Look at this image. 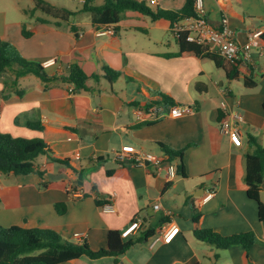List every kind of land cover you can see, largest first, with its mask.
<instances>
[{
  "label": "crops",
  "instance_id": "1",
  "mask_svg": "<svg viewBox=\"0 0 264 264\" xmlns=\"http://www.w3.org/2000/svg\"><path fill=\"white\" fill-rule=\"evenodd\" d=\"M78 1L99 6L105 0ZM185 2L157 0L153 6L180 10ZM204 2L213 25H219L223 16L229 18L239 45L247 44L252 31L264 33V0ZM28 11L30 7L23 9L25 17L18 21H8L7 12L0 11V39L27 60L42 64L55 60L56 65L46 68L50 75L67 76L78 64L89 77L99 78H90L89 90L75 94L63 83L46 90L41 79L30 74L16 88L24 94L13 93L7 99L2 97L3 82L11 73L0 78V131L43 139L53 151L36 159L42 177L0 172V224L51 229L65 241L87 243L95 251L107 247L110 231H122L135 218L141 228L130 238L154 230L120 257H83L61 264H264V225L245 184L250 136L264 146V40L253 51L252 63L238 67L240 78L229 81L212 59L180 54L168 20L152 21L129 10L119 24L112 25L116 34L109 36L98 35L109 25L95 24L85 13L65 22ZM107 67L120 73L117 81L105 78ZM245 77H252L258 86L247 89ZM223 102L229 111L244 116L240 141L221 132ZM155 105L163 108L157 120L141 121L133 113L135 108ZM174 106H189L191 112L172 116ZM158 143L184 150L185 177L177 173L171 177L166 166L137 161L136 153L168 160ZM125 151L129 154L122 160ZM53 157L70 159L76 172ZM210 193L212 198L204 202ZM263 197L264 182V203ZM190 202L203 215L198 225ZM107 204L115 211H105ZM56 206H61V213ZM173 225L179 231L165 243L164 235ZM197 228L223 236L254 231L259 242L248 256L240 245L220 250L197 240Z\"/></svg>",
  "mask_w": 264,
  "mask_h": 264
},
{
  "label": "trees",
  "instance_id": "2",
  "mask_svg": "<svg viewBox=\"0 0 264 264\" xmlns=\"http://www.w3.org/2000/svg\"><path fill=\"white\" fill-rule=\"evenodd\" d=\"M34 10L41 11L49 17L60 21H69L73 16L81 12L91 14L92 21L100 25H117L127 11H137L151 18L152 21L160 19L168 20L173 27L174 24L182 22L189 17H196V0H186L180 10L150 9L144 1L138 0H105L102 5L93 6L85 3L83 9L74 11L66 7L56 5L49 0H33ZM33 14V13H32ZM25 36L30 35L24 32ZM262 39L264 40V33ZM180 54L192 52L196 55H204L212 59L218 68L225 71L229 81L240 78V71L236 63H232L222 57L204 53L202 48L187 41V34L182 33L178 37ZM16 65L17 67H13ZM105 78L113 83L117 81L120 73L105 68ZM11 73L10 77L4 80L2 97L7 99L11 94L16 93L22 96L23 91H18L19 81L27 75H35L48 90L53 84L63 83L73 86V93L78 94L89 90L87 82L90 78L98 79L97 75L89 77L78 64H73L67 76L50 75L42 63L27 60L9 43L0 39V78ZM244 84L247 89H255L258 83L252 77H245ZM164 103L169 99L162 95ZM264 110V102H263ZM249 144L252 152L245 157V184L247 195L258 203V214L261 223L264 225V203L261 200L262 185L264 182V146L258 137L250 136ZM161 150L168 156L169 162L176 166L178 175L185 177L183 162L184 150L175 151L168 146L158 143ZM52 148L43 139H27L13 137L10 134L0 131V172L2 174H14L28 176L37 174L40 177L43 173L36 167V159L41 155L51 154ZM54 161L66 164L71 170L76 169L71 165L68 158L53 157ZM116 171H107L108 175ZM193 211V221L196 225L201 222L202 214L198 211L193 202H190ZM61 206H56L61 213ZM121 231H110L108 234V245L100 250H93L87 243L73 244L65 241L61 235L51 229H25L18 226L3 227L0 224V264H61L75 261L83 257L91 260H100L105 257H120L135 244L148 239L154 234V230L147 229L139 238H123ZM195 238L220 250L228 249L231 246H243L247 252L253 245L259 242L256 232L249 231L229 236H223L213 229H200L194 231Z\"/></svg>",
  "mask_w": 264,
  "mask_h": 264
},
{
  "label": "built area",
  "instance_id": "3",
  "mask_svg": "<svg viewBox=\"0 0 264 264\" xmlns=\"http://www.w3.org/2000/svg\"><path fill=\"white\" fill-rule=\"evenodd\" d=\"M151 4L156 5L157 0H150ZM196 17H189L184 19L180 23H176L172 27L173 35L178 39L180 34H187V41L200 46L204 53L215 54L227 61L236 63L238 67L242 64H250L253 61L252 53L257 48L260 47V41L263 36V31H252L249 33L248 42L246 45H239L234 36V32L230 27L229 18L223 16L221 18L220 24L213 25L206 16V7L204 0H196L195 2ZM115 28L109 25L107 28L99 31L98 35H115ZM241 53H244L242 56ZM43 67L49 68L56 65L55 60H49L44 62ZM69 92L73 93V86L70 85ZM223 110V117L221 119V132L225 135L236 137L237 141H240L242 136L240 132V124L244 122L243 114L234 113L229 111L226 102L221 105ZM191 107L189 106H174L170 109V115L177 116L180 114L190 113ZM134 115L137 119L141 121H146L148 118H157L159 115H163V108L155 105L154 107H138L133 110ZM126 154L125 151L122 155V160ZM137 161L140 164H145L146 162L153 163L156 167L162 168L166 166L167 171L171 177L176 175V166L163 157L152 154H138L136 153ZM213 196L210 193L204 200L207 202ZM159 206L156 205L155 208ZM105 211L114 212L115 208L112 204H107L104 207ZM141 228V221L138 218L132 220L129 225L124 228L121 232L123 238H129L131 235L135 234ZM179 228L175 225L171 226L169 230L164 235V242L169 243L173 237L177 234Z\"/></svg>",
  "mask_w": 264,
  "mask_h": 264
},
{
  "label": "rangeland",
  "instance_id": "4",
  "mask_svg": "<svg viewBox=\"0 0 264 264\" xmlns=\"http://www.w3.org/2000/svg\"><path fill=\"white\" fill-rule=\"evenodd\" d=\"M51 1L55 3L56 5L65 6L75 11H80L83 9V4L79 2L78 0H51ZM144 2L150 9L152 10L156 9V7L153 6V4H151L150 2H146V1ZM226 4H228V2H226ZM27 7H30V11H28V15H32V13L34 14L37 13V12H32L35 8L33 4V0H0V11L4 10L7 12L8 21L23 20L25 16L23 15L22 10L26 9ZM39 13H41L45 17H49L42 12H39ZM81 13H85V15L89 17L91 16V14L87 12H81ZM167 40H169L172 43V45L176 44L175 40L171 38L170 36L167 37ZM12 46L18 51V49L14 45ZM13 67H17V66L14 65Z\"/></svg>",
  "mask_w": 264,
  "mask_h": 264
}]
</instances>
